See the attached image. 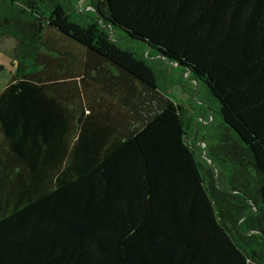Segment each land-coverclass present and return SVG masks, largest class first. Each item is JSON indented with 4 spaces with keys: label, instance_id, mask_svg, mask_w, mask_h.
I'll return each instance as SVG.
<instances>
[{
    "label": "trees",
    "instance_id": "trees-1",
    "mask_svg": "<svg viewBox=\"0 0 264 264\" xmlns=\"http://www.w3.org/2000/svg\"><path fill=\"white\" fill-rule=\"evenodd\" d=\"M80 1L0 0V264H264V0Z\"/></svg>",
    "mask_w": 264,
    "mask_h": 264
},
{
    "label": "rangeland",
    "instance_id": "rangeland-1",
    "mask_svg": "<svg viewBox=\"0 0 264 264\" xmlns=\"http://www.w3.org/2000/svg\"><path fill=\"white\" fill-rule=\"evenodd\" d=\"M81 5H85L86 2L81 0ZM16 40L14 38H0V91L11 80L12 75L15 73L17 66L13 64L12 52L15 46ZM186 74V75H185ZM184 75L187 77V81L190 82L188 72ZM187 87V86H186ZM188 87H191L188 85ZM189 91V90H188ZM173 99L178 102H186L189 98V93L181 86H176L172 89Z\"/></svg>",
    "mask_w": 264,
    "mask_h": 264
}]
</instances>
